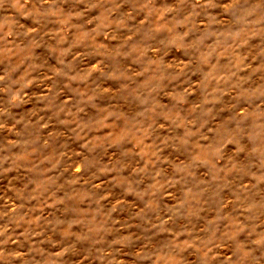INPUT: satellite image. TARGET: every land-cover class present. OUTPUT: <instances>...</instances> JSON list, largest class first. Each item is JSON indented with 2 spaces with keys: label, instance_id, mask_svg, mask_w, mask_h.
<instances>
[{
  "label": "clouds",
  "instance_id": "clouds-1",
  "mask_svg": "<svg viewBox=\"0 0 264 264\" xmlns=\"http://www.w3.org/2000/svg\"><path fill=\"white\" fill-rule=\"evenodd\" d=\"M0 264H264V0H0Z\"/></svg>",
  "mask_w": 264,
  "mask_h": 264
}]
</instances>
